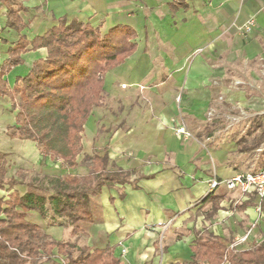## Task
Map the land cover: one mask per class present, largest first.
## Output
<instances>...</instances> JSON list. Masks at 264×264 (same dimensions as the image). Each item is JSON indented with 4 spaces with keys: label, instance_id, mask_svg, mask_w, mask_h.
<instances>
[{
    "label": "crops",
    "instance_id": "0c3cea01",
    "mask_svg": "<svg viewBox=\"0 0 264 264\" xmlns=\"http://www.w3.org/2000/svg\"><path fill=\"white\" fill-rule=\"evenodd\" d=\"M11 11L25 25L19 32L7 25ZM74 21L102 35L130 27L135 49L104 74L73 168L60 170L32 141L8 138L15 112L0 97L8 147L0 153L7 155L6 177L20 183L2 196H48L53 191L40 189L36 176L86 177L90 159L106 156L105 171L127 181L90 195L91 223L71 224L49 206L45 218L27 213L74 255L108 247L119 264H189L199 240L220 239L228 264V252L264 241V199L223 187L208 193L207 185L264 168V0H0V67L20 38ZM46 55L45 48L21 54L3 77L8 89ZM181 122L191 138L175 133Z\"/></svg>",
    "mask_w": 264,
    "mask_h": 264
},
{
    "label": "trees",
    "instance_id": "16d2710c",
    "mask_svg": "<svg viewBox=\"0 0 264 264\" xmlns=\"http://www.w3.org/2000/svg\"><path fill=\"white\" fill-rule=\"evenodd\" d=\"M7 25L18 32L25 27L15 11L9 13ZM135 38L127 26H115L102 35L99 28L75 21L61 22L31 41L20 38L0 67V97H8L15 112V125L8 128L7 137L32 141L43 158L75 167L84 125L102 98L103 76L133 53ZM40 48L46 49V58L35 61L30 74L17 78L13 89H8L3 77L20 64V55ZM6 157L0 153V191L20 184L6 177ZM90 160L91 175L51 179L53 192L48 196L32 192L23 196L13 192L8 198L0 195V264H119L108 247L93 251L85 247L74 255L69 245L53 240L27 220L31 210L45 218L49 206L55 216L71 224L91 223L90 195L104 185L127 179L123 173L105 171L106 156ZM79 232L77 227L72 229L74 235ZM226 248L220 239L199 240L189 264H222ZM227 261L264 264V241L244 251L228 252Z\"/></svg>",
    "mask_w": 264,
    "mask_h": 264
},
{
    "label": "built area",
    "instance_id": "2783aa9c",
    "mask_svg": "<svg viewBox=\"0 0 264 264\" xmlns=\"http://www.w3.org/2000/svg\"><path fill=\"white\" fill-rule=\"evenodd\" d=\"M251 25L252 22H248L247 25L243 27L244 30H249ZM175 133L183 139H189L192 136L182 122L175 128ZM207 185L208 193H212L218 188L223 187L228 191H238L241 194H254L259 201H262L264 199V168L255 172L239 173L229 179L218 180L216 178H211L207 182ZM246 238L245 236L239 239L235 244L231 245L230 248L232 249L245 242ZM121 253L124 254L125 251L122 250Z\"/></svg>",
    "mask_w": 264,
    "mask_h": 264
},
{
    "label": "rangeland",
    "instance_id": "374dc122",
    "mask_svg": "<svg viewBox=\"0 0 264 264\" xmlns=\"http://www.w3.org/2000/svg\"><path fill=\"white\" fill-rule=\"evenodd\" d=\"M209 117V116H208ZM5 119V118H4ZM1 123V122H0ZM5 124V123H4ZM5 134L2 132V130H1V124H0V149L2 150V149H5L6 150V148H8L7 147V145H6V143H5V140H4V138H5ZM249 136V135H248ZM250 136L251 137H253L254 135H251L250 134ZM209 142H211V140L209 141ZM57 162V161H56ZM60 170L61 169H63L64 167H66L65 165H63L62 163H61V161H59V163H56L55 164ZM60 178H63L62 176L60 177ZM35 179H36V185L38 186V187H40V189H43V190H45V189H49V188H51V185L49 184V182H50V180L48 179V178H46V177H44V176H36L35 177ZM35 183H34V186H35ZM3 193H0V195H2Z\"/></svg>",
    "mask_w": 264,
    "mask_h": 264
}]
</instances>
